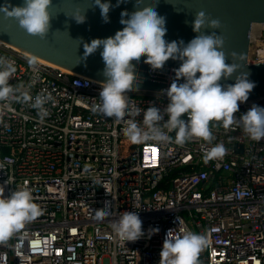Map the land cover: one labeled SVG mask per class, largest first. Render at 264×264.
Segmentation results:
<instances>
[{"label": "built area", "instance_id": "1", "mask_svg": "<svg viewBox=\"0 0 264 264\" xmlns=\"http://www.w3.org/2000/svg\"><path fill=\"white\" fill-rule=\"evenodd\" d=\"M249 39L248 63L264 62V26L252 24ZM0 56L16 67L9 83L54 98L43 122L36 109L13 103L0 123V162L13 161L0 170L4 196L27 186L42 211L0 244V264H159L167 232L182 228L208 241L198 264H264V139L215 125L211 145L130 143L127 116L117 121L92 111L102 81L34 60L1 40ZM167 88L129 91V106L163 110ZM238 104L237 118L253 104L264 107V96ZM135 120L142 123V113ZM217 143L226 155L206 163L205 148ZM8 177L12 184H4ZM105 206L111 215L97 221L95 210ZM124 211L137 212L145 232L125 246L110 227ZM151 228L159 231L149 236Z\"/></svg>", "mask_w": 264, "mask_h": 264}, {"label": "clouds", "instance_id": "2", "mask_svg": "<svg viewBox=\"0 0 264 264\" xmlns=\"http://www.w3.org/2000/svg\"><path fill=\"white\" fill-rule=\"evenodd\" d=\"M120 2L117 0V4ZM51 5V0H24L20 6L0 5V11L15 18L28 34L45 38L50 28L52 16L48 9ZM93 5L99 7L103 22H109V2L93 0ZM72 18L77 23L85 21L83 14H74ZM120 23L124 27L117 30L114 36L94 38L90 43H84L83 57L86 58L102 47L100 55L104 62L103 75L106 80L99 91L100 102L92 107V111L117 121L125 120L127 116L123 134L130 143L153 141L183 146L193 139H199L211 145L215 139L211 127L215 125L225 130L241 127L251 140L264 139V107L253 104L239 118L236 115L239 112L238 102H246L254 88V83L247 79L248 74L237 75L234 84L222 86L220 83L222 78H230L237 71L238 65L225 62L222 35L215 31L210 34L201 32V29L206 28L219 29V19L210 18L203 10L197 11L191 26L198 35L187 44L182 40L168 42L164 39L166 20L158 15L155 7H139L131 13L122 11ZM231 55L235 56L236 53ZM142 56L145 57L144 63L153 71L162 69L169 59L181 62L173 70L175 78L169 87L162 90L168 98L163 110L151 104L146 109L129 106L126 93L134 89L137 91L136 85L139 82L133 62L139 63ZM15 73L14 62L0 56V123L3 122L5 112L13 111V103L27 104L36 109L39 121L43 122L49 115L45 105L54 102L53 96L45 90L33 97L30 90H22L23 85H12L9 80L14 78ZM181 78L183 82L178 83ZM141 113L142 123H137L135 117ZM185 115L187 120L183 118ZM173 132L174 137L169 135ZM226 153L224 144L217 143L205 148L203 159L207 163L222 159ZM11 163L13 161L6 158L0 162V170H5L6 165ZM13 182L14 179L8 177L4 184ZM41 214L27 186L4 196V186L0 185V244L6 243L26 223ZM110 215L111 211L106 206L95 210L97 221H103ZM110 227L114 240L124 246L126 241L135 242L145 235L142 221L135 211H124L111 222ZM158 231V228H151L148 235ZM207 244L205 236L187 228H182L177 235L169 230L159 254V264H198V255Z\"/></svg>", "mask_w": 264, "mask_h": 264}, {"label": "water", "instance_id": "3", "mask_svg": "<svg viewBox=\"0 0 264 264\" xmlns=\"http://www.w3.org/2000/svg\"><path fill=\"white\" fill-rule=\"evenodd\" d=\"M107 2L111 7L108 12L109 22L105 23L99 7L93 5V0H51L52 5L48 11L52 17L45 38L28 34L15 18L0 11V40L75 73L104 82V62L100 55L102 47L84 58V43H90L94 38L114 36L117 30L124 27L120 23L122 11L131 13L139 7H155L158 15L166 20L167 32L164 39L168 42L182 40L187 44L198 35L193 32L191 22L195 13L203 10L210 18L219 19L221 27L215 30L201 29V32L210 34L215 31L222 35L225 62L238 65L237 71L230 78L221 79V85L234 84L237 75L247 73V79L254 83L247 101L264 96V62L248 63L251 25L264 24V0H121L119 4L117 0ZM23 3L24 0H0V5L8 4L10 7ZM74 14H83L85 21L77 23L72 18ZM232 53L236 55L232 56ZM144 59L142 56L139 63L133 62L134 71L139 78L137 91H159L169 87L175 78L173 70L181 62L169 59L162 69L153 71L144 63ZM182 82L183 78L178 81Z\"/></svg>", "mask_w": 264, "mask_h": 264}, {"label": "bare ground", "instance_id": "4", "mask_svg": "<svg viewBox=\"0 0 264 264\" xmlns=\"http://www.w3.org/2000/svg\"><path fill=\"white\" fill-rule=\"evenodd\" d=\"M253 25H257V26H264V24H253ZM2 41V40H1ZM4 42V41H3ZM6 43V42H5ZM10 48H12V49H14V50H16V51H18V52H21V53H25V54H27L29 57H31L32 59H34V60H37V61H40V62H44V63H47V64H49V65H51V66H53V67H55V68H60L61 70H63V71H67V72H72V73H75V72H73L72 70H69V69H67V68H64V67H62V66H59V65H57V64H54V63H52V62H50V61H48V60H45V59H43V58H40V57H37V56H34V55H31V54H28V53H26L25 51H23V50H21V49H19V48H17V47H15V46H12V45H10V44H8V43H6ZM75 74H77V73H75Z\"/></svg>", "mask_w": 264, "mask_h": 264}, {"label": "rangeland", "instance_id": "5", "mask_svg": "<svg viewBox=\"0 0 264 264\" xmlns=\"http://www.w3.org/2000/svg\"><path fill=\"white\" fill-rule=\"evenodd\" d=\"M257 27H259V26H257V25H253V30H255V28H257ZM12 49V48H11ZM12 50H14V49H12ZM14 51H16V50H14ZM18 52V51H17Z\"/></svg>", "mask_w": 264, "mask_h": 264}]
</instances>
